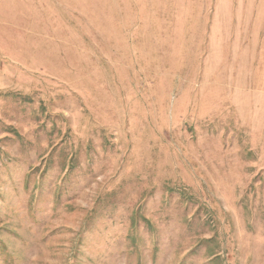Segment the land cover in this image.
Instances as JSON below:
<instances>
[{"label": "rangeland", "instance_id": "rangeland-1", "mask_svg": "<svg viewBox=\"0 0 264 264\" xmlns=\"http://www.w3.org/2000/svg\"><path fill=\"white\" fill-rule=\"evenodd\" d=\"M0 264H264V0H0Z\"/></svg>", "mask_w": 264, "mask_h": 264}]
</instances>
